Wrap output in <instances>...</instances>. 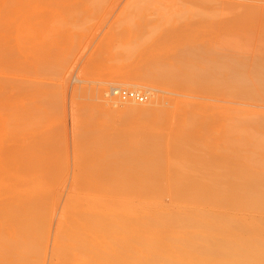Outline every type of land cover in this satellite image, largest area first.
<instances>
[{"label": "rangeland", "instance_id": "rangeland-1", "mask_svg": "<svg viewBox=\"0 0 264 264\" xmlns=\"http://www.w3.org/2000/svg\"><path fill=\"white\" fill-rule=\"evenodd\" d=\"M227 54L251 78L250 101H235L219 87L221 78L214 77L212 67L221 57L228 60ZM224 60L213 69L225 67ZM183 66L212 70L204 84L182 90L187 98L175 102L191 104L193 131L178 133L184 123L164 126L152 115L160 105L167 106L170 88L158 94L156 104L148 95L132 106L114 100V107L102 100L115 88L141 94L148 90L109 82L147 84L159 71ZM259 74L264 77V0H0V150L8 149L0 154V195L6 185L15 194L40 189L53 201H47L53 205H46L43 217L48 221L52 214L53 220L44 228L49 236L41 264H57L58 256L71 254L63 241L67 229L81 231V214L149 220L153 213L222 211L209 206L213 203L198 207L181 198L170 200L168 190L169 196L164 191L161 199L125 195L109 183L113 176L100 175L103 156L88 148L92 141L123 139L138 145L161 140L160 150L167 152L183 139L180 134L188 135L191 153L207 148L209 156L221 159L220 168L239 164L250 175L264 176V79ZM196 122L207 130L198 133ZM171 161L167 159L169 165ZM164 170V181H171L174 171ZM228 213L260 227L256 213Z\"/></svg>", "mask_w": 264, "mask_h": 264}, {"label": "bare ground", "instance_id": "bare-ground-1", "mask_svg": "<svg viewBox=\"0 0 264 264\" xmlns=\"http://www.w3.org/2000/svg\"><path fill=\"white\" fill-rule=\"evenodd\" d=\"M226 56H229V60L232 55L227 54ZM234 57L232 56L231 60ZM237 58L239 59V57ZM219 59L221 60L222 57ZM223 59H225L224 62L227 60L226 58ZM223 59L222 61L216 60L217 64L215 63V65L217 66L218 62L219 64L223 63ZM235 61L238 60L228 61L229 66L226 64L225 67L221 65V67L213 69L214 65L212 67L215 72L214 77L216 79L217 77L221 78L219 79L221 80V83L218 84L219 87L228 90V95L233 96L232 99L235 101L241 97L247 100L249 98L253 99V85L248 82L251 78L246 79V77L248 78L245 74L246 70L245 72H243L244 68L241 70L243 65L239 62L234 63ZM168 69L159 71L152 78L147 79V84H124L114 81L106 85H123L125 87L148 89L146 90L147 94L144 93V95H148L153 100V104H156L158 94H166L170 88L172 93L170 90L168 94H171L172 97L170 95L171 99L167 102V106L162 107L160 105V108L155 111L151 110L152 115L158 117L157 121L164 126L172 125L174 122H177V124L184 123L181 130L179 129L181 126L178 127V133L181 131L184 134L185 131H193L194 126L191 127V125L195 122L196 114L193 115L195 117H190L192 114H190L191 111H188L189 107L187 105L191 106V104H185L187 106L185 108V105L183 106L179 102L176 105L175 102L181 97L187 98L180 94L182 90L188 89L191 85L200 86L204 84L211 76L212 70H194L185 66L178 69L168 67ZM259 77L257 81L261 80ZM253 78L255 80V77ZM144 81L146 83V80ZM160 86H163L164 89ZM118 89L120 90V88L112 90ZM103 93L107 96L106 92ZM105 99H102L105 103L111 102L112 106L117 107L114 101L117 99L108 96ZM228 99L225 101H228ZM225 101L220 102L221 105H225ZM242 101L241 103H243ZM125 103L132 106L135 102L128 101ZM227 104L226 107L229 106ZM134 107L131 109H134ZM194 125L198 126L194 129H198V133L199 130L200 133L204 131L206 127V124H204L205 127L201 128L199 124L197 125V122ZM225 128L227 129V126ZM175 132L177 133V131ZM182 134H180L181 137H178L183 139L178 142L175 140L174 143L176 144L172 145V151L167 152L160 150L161 140H158V143V141H152V139L150 143L141 141V144L137 143L138 145H135L133 142H128V140L127 142L123 139L122 141L118 139L108 141L107 138L106 140L90 142L88 148L91 151L93 150V154L96 156H103V167L100 166L102 170H98L100 175L105 174L104 176H106L109 174V177L113 176L111 182L108 180L109 183L120 188L125 195L133 193L140 198L153 197V199H161L165 197V195L163 196L164 191L168 190L170 196L168 191L166 193L170 200L181 198L185 200V203L193 206L205 207L204 205L213 203L209 206L215 205V208L224 212H253L254 217L260 216L256 218L257 223L260 224H258L259 229L252 227L255 226L252 225V221L251 223L248 222L252 225L250 226L245 220H242L243 218L237 220L234 216L231 217L228 212L226 214L221 211V213L215 214L203 209L169 212V214L153 213L155 216L152 215L149 220H136L137 218L129 220L130 218L125 219L123 217L103 219L99 215L98 217L90 213L83 216L81 214L79 219L82 222L79 224L82 227L81 224L83 223V228H80V232L72 229L68 231L69 229H67L66 239L63 241V245L71 251V256H58L57 264H264V176L250 175L239 164H231L227 168H220L221 159L214 158L215 155L209 156L207 148L204 151L202 149L198 154L194 151V153H191L188 147V145L190 146V137H187L188 135L182 137ZM97 147L101 151L96 150ZM0 151V154L7 153L5 149ZM23 158L24 161L27 160V157L24 156ZM168 158H171V162H174V164L170 163L171 165H169ZM31 160L37 161V158ZM233 163L237 162L234 161ZM166 167H170L175 175L172 176L173 178L169 182L168 180H165L167 181L165 182L163 179V171L167 169ZM1 187L4 194L3 196L0 195V198L4 199H0V264H41L40 260L45 257L44 241L47 242L44 231L50 220L49 218L53 220L50 217L52 214L49 216V220L47 219L48 221H45L46 218L43 217L47 206L49 209V206L53 205V203L48 205V202L50 203L52 200H48V193L41 194L40 189L28 193H17L19 194L17 195L10 191L9 194L6 185ZM211 190H214L215 193L212 194ZM113 191H116V189L114 188ZM212 199L215 200L212 201ZM79 219L75 222H79ZM43 222H46V224H43ZM75 225L72 227L75 228ZM249 226L255 231H252ZM41 228L43 229L41 230ZM93 238L95 240L97 238V240L95 241ZM57 250V253H60V249Z\"/></svg>", "mask_w": 264, "mask_h": 264}, {"label": "built area", "instance_id": "built-area-1", "mask_svg": "<svg viewBox=\"0 0 264 264\" xmlns=\"http://www.w3.org/2000/svg\"><path fill=\"white\" fill-rule=\"evenodd\" d=\"M108 96L120 102L133 101L142 104L146 101V96L134 90H110Z\"/></svg>", "mask_w": 264, "mask_h": 264}]
</instances>
